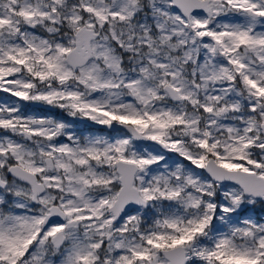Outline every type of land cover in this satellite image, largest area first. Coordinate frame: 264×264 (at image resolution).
<instances>
[{"label": "snow or ice", "instance_id": "1", "mask_svg": "<svg viewBox=\"0 0 264 264\" xmlns=\"http://www.w3.org/2000/svg\"><path fill=\"white\" fill-rule=\"evenodd\" d=\"M0 92V264H264V0H0Z\"/></svg>", "mask_w": 264, "mask_h": 264}, {"label": "rangeland", "instance_id": "2", "mask_svg": "<svg viewBox=\"0 0 264 264\" xmlns=\"http://www.w3.org/2000/svg\"><path fill=\"white\" fill-rule=\"evenodd\" d=\"M8 99V96L2 92H0V101H4ZM26 112L31 113H39V114H47L52 115L57 118L65 119L73 124V127L77 130V132H82L84 134L94 133V134H101V135H108V136H116L120 132H114V131H104V130H98L94 128H89L88 126H85L81 122H78L76 119L68 116L66 113L62 112L59 109L56 110H49L46 106L43 105H26L25 106ZM252 214L259 218L264 216V206L257 205L255 209L253 210Z\"/></svg>", "mask_w": 264, "mask_h": 264}, {"label": "water", "instance_id": "3", "mask_svg": "<svg viewBox=\"0 0 264 264\" xmlns=\"http://www.w3.org/2000/svg\"><path fill=\"white\" fill-rule=\"evenodd\" d=\"M74 119H76L78 122L84 123V124H86V125H88L90 127H93V128H102V129H105V130H122V129H118V128L109 129V128L105 127V126L96 125L93 122L88 121L86 119H78V118H74Z\"/></svg>", "mask_w": 264, "mask_h": 264}, {"label": "flooded vegetation", "instance_id": "4", "mask_svg": "<svg viewBox=\"0 0 264 264\" xmlns=\"http://www.w3.org/2000/svg\"><path fill=\"white\" fill-rule=\"evenodd\" d=\"M82 124H84V123H82ZM85 126H88V125H86V124H84ZM89 128H93V127H90V126H88ZM94 129H100V130H104V131H106L105 129H102V128H94ZM107 131H114V132H122V130H107Z\"/></svg>", "mask_w": 264, "mask_h": 264}]
</instances>
